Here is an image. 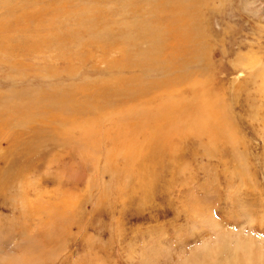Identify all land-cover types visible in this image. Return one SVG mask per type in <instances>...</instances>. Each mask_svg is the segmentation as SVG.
<instances>
[{"label": "rangeland", "instance_id": "rangeland-1", "mask_svg": "<svg viewBox=\"0 0 264 264\" xmlns=\"http://www.w3.org/2000/svg\"><path fill=\"white\" fill-rule=\"evenodd\" d=\"M26 1L25 5L22 0L10 2L15 12L31 11V15L16 13L21 18H11L8 11L1 9L4 0H0V54L20 58L16 66L22 62L19 67L28 94L45 93L58 84L56 91L75 89L69 95L73 94L74 103L81 106L82 111L73 112L79 123L95 119L102 109L115 113L124 105L138 104L142 96L153 92L164 95L168 90L185 89L200 81V87L210 90L212 109L217 114L207 117L214 129L205 132L213 136L214 144L207 141L200 148L198 141L202 137L182 141L183 159L167 165L172 173L156 168L159 178L169 182L151 190L147 202L144 197L132 203L126 201L122 193H116L118 188L113 187L110 174L103 170L102 148L107 144L100 136L121 135L112 122H98L88 131L92 133V142L98 146L105 143L98 158L90 154L87 161L79 163L62 148L59 160L46 170V156L51 150L54 152L53 148H46L43 158L37 157L32 163L24 160L26 174L21 193L16 184L0 190V264H7L4 260L13 256L15 259L8 264H213L215 258L230 256L238 246L251 245L253 250L260 251L264 245V0ZM9 22L11 25L7 26ZM22 24L26 26L23 29ZM137 54H164L166 68L158 72L169 75L173 84L156 79L158 72L148 73L141 68L144 66L135 61ZM183 56H188V66H182ZM172 65L181 66L179 71L172 70L173 77L167 69ZM9 68L8 74L13 72ZM52 70L54 74H49ZM1 72L0 82L6 88L7 73ZM125 85L133 86L124 88ZM164 102H168L167 97L159 103ZM43 104L32 106L30 114L42 120H47L45 114L51 111L63 112L64 116L73 114L69 110L66 113L65 107ZM46 123L48 129H43L44 133L51 136L50 124ZM100 130L106 132L101 135ZM80 133L83 130L77 129L65 141L81 138ZM83 151L86 152L82 148ZM103 186L115 194L107 199ZM67 192L71 193L69 197ZM58 200L67 204L62 206ZM20 202L21 207H16ZM51 206L62 217L55 222L58 230L47 229L44 224L50 218L43 215L42 221L37 214V209L42 208V214Z\"/></svg>", "mask_w": 264, "mask_h": 264}, {"label": "bare ground", "instance_id": "bare-ground-1", "mask_svg": "<svg viewBox=\"0 0 264 264\" xmlns=\"http://www.w3.org/2000/svg\"><path fill=\"white\" fill-rule=\"evenodd\" d=\"M10 1L11 0H4L3 7L1 9H3L4 11H8L11 18H21L16 13L23 14L24 16H30L31 15V13H32L31 11L27 12V14L22 12L21 10L18 12H15L16 8L13 5H11ZM30 1H32V0H30ZM19 2H21V0H16V3H19ZM174 3H176V2L174 1ZM22 4L23 5L27 4V1L22 0ZM54 8H52V9H54ZM52 9L50 11H52ZM37 13H38V11H37ZM44 16H47V15H44ZM37 21H39V19ZM193 21H194V19H193ZM184 22H186V21H184ZM8 25H11V23L9 22L7 24V26ZM24 25L21 26L22 29H23ZM34 25H35V23H34ZM187 25H188V23H187ZM151 27L156 29L153 25ZM166 29H167V27H166ZM168 30H169V27H168ZM174 31H172V32H174ZM175 33H177V32H175ZM190 36H191V34H190ZM171 37H173V36H171ZM176 40H177V37H176ZM163 42L165 43L166 40ZM167 44H169V43H167ZM178 44H180V43H178ZM186 44H188V43H186ZM169 45H171V44H169ZM179 46L180 45H178V47ZM168 47L171 48V46H168ZM163 48H165V46H163ZM195 48H197V47H195ZM198 50L201 51V49H198ZM157 53H159L158 50H157ZM170 53L171 52H169V54ZM194 53H195V51H194ZM170 55H172V54H170ZM174 56H177V55L175 54ZM183 57H184V63L182 64V66L183 67L188 66V56H183ZM22 59H24V58H22ZM27 59H29V57ZM34 59H36V58H34ZM164 59H165L164 54L163 55H160V54H137L135 61H136V63L143 65L144 67H141V68L145 69L149 73V72H158L162 68H166L165 65L167 64V61H165ZM181 59H182V57H180V60ZM206 59H208V58L206 57ZM17 60H20V58L19 59L15 58V56L13 54H0L1 69L5 68L4 72H1V71L0 72H1V75L4 73H7L4 76L6 79H8L6 88L2 87V83L0 82V190L8 187L10 184H16L19 188V191H20L19 193H21V189L23 188V185H22L23 176L25 173V169H23L25 167L23 162L25 160L27 163H32L36 160L37 157L43 158V153H45L43 149L47 148V150H49V148H53V150H54V152H52V150L50 149L51 154L49 155V157H47L48 155L46 156V160H45L46 168L45 169L49 170L59 160V152L62 150V148H66L68 150V153L71 154V156H74L75 159H77L79 161V163H83V161H85V160L87 161V158L90 156V154L92 157L98 158V156L100 154V150H101L100 147L106 143L107 145L103 146V148H102L103 158H104L103 170L105 172H107L108 174H110V179H111V183L113 184V187L116 186L118 188V189H116V187L114 188V189H116V193L118 195L120 193H122V198H124L126 201L129 200L130 203H132L133 201H135L141 197H144V199H145L144 201L147 202V201H150L151 190L153 191L154 188L156 189L158 184H160L162 182H166V183L169 182V181H162V180H166V179H160L159 178V175L157 174L158 171L156 170V168L157 169H164L167 173H172L173 170L168 172L167 165L169 163L171 164L175 161L183 159V158H181L183 153H184L183 149L181 148V145H182L181 142L182 141L184 142V140H192L193 138H196V137H202L201 140H199V141L196 140L199 142L200 148H204L207 145V141L212 142L214 144L213 136L208 134L209 132H212L214 129L213 127H211V125L213 123H211V124L207 123V121L211 120V118L209 119L207 117L208 116H211V117L215 116L216 117L217 112L215 113L216 110L214 111L212 109L213 104H212L211 95L209 94L210 90H207L205 88L200 87L201 84H199L200 81L197 82L198 79L196 80L197 84H195V83L193 84V82H192L191 85H189V86L187 85L188 86L187 87L188 93H187V88H185V89L179 88L178 90H171V91L167 89L168 91L163 92V93H165L164 95H162V92L161 93L157 92L155 94H154V92L152 94L149 93L150 95H148V96H142V101H140V102L138 101L139 102L138 104H136L134 102V105H132L133 103L131 105H128V104L124 105L125 106L124 108H122L121 110H119L115 113H113L111 111H104L102 109V112L100 113V115H99V113H97L99 116H96L97 114L95 115L96 116L95 119L89 118V119L82 120L81 122L78 123V122H76L77 116L73 112H79V110L82 111L80 109L81 106L79 104L74 103L75 100L73 101V99L71 98V96L73 94L69 95L71 93L70 90L74 91L75 89H68V88L63 89V88H61L60 90L56 91L57 86L59 85L58 84V85H52L49 88V90L46 91L45 93L28 94L27 92H29V90H27L26 88L23 87L24 82L22 80L21 70L19 67L20 65H22V62L21 61L18 62L19 65L16 66ZM26 61H28V60H26ZM26 61H24V62H26ZM70 61H72V60H70ZM202 61H203V58H202ZM28 62H30V61H28ZM175 63H176V61H175ZM199 64H201V63H199ZM241 64H242V62H241ZM8 65H10V66H8ZM27 65H29V63ZM35 66H37V65H35ZM252 66H256V65H252ZM9 67H11L13 69V72L10 74H8L9 72L6 71L7 69H10ZM169 67L167 69L169 70L170 74L172 73V70H173V72L179 71L181 68V66L179 67V66H175V65H172L170 68ZM23 69H25V68H23ZM52 71L53 72H49V74H54V70H52ZM161 73H163V72L157 73V74H159V76L156 79L161 80L163 82H165L166 80L168 82L171 81V79L169 78L170 77L169 75H168L169 76L168 77L167 74L162 75ZM252 73H253V71H252ZM125 74H127V73H125ZM46 75H45V77H46ZM75 75H77V74H75ZM139 75H143V73H140ZM139 75H137V79L140 81H143L142 80L143 77H141ZM174 75H176V74H174ZM258 76L260 79H262L260 77V74ZM144 77L146 78L145 75H144ZM172 77H173V75H172ZM175 77H177V76H175ZM175 77L173 79H175ZM113 78H115V77H113ZM59 79L63 80L62 78H59ZM200 79H201V77H200ZM131 80L134 84L137 83L136 79H131ZM204 80H205V78H204ZM119 81H120V79H119ZM173 81H175V80H173ZM105 82H107V81H105ZM110 82H113V79ZM183 82H185V81H183ZM158 83L159 82H157V84ZM207 83L210 84V82H207ZM71 84H73V83H71ZM172 84H173V82H172ZM168 85H170V84H168ZM93 86H95V85H93ZM132 86L133 85H125L123 87L124 88H131ZM71 87H73V86H71ZM77 87H79V86L77 85ZM99 87H101V86H98V88ZM114 87H117V86H114ZM154 87H156V86H154ZM119 88H117V90ZM167 88H170V87L168 86ZM111 89H112L111 91H113V87ZM135 89H137V87ZM212 89H213V87H212ZM114 90H115V88H114ZM128 90L129 89H123L124 92H126ZM214 91H215V89H214ZM133 93L136 94L137 92H133ZM129 95L130 94H128V96ZM141 95H142V92H141ZM261 95H264V94H261ZM76 96H77V94H76ZM166 97L168 98V102L159 103V102L164 101ZM109 100L110 99H108V101ZM216 102H218V101H216ZM140 103H142V104H140ZM35 104L50 105L51 107H55V106H60L62 108L65 107L64 109L67 110L66 113L69 111H72L73 114H66L67 116H64V115H62L63 112L58 114V113H53L51 111V112L46 113L47 115H49L48 117L45 114V117L47 118V120H42L41 117H39L35 114H32V113L30 114L31 107L34 106ZM155 104H157V107ZM214 104H215V101H214ZM93 108H94V106H93ZM215 109H216V107H215ZM217 109H218V107H217ZM85 113H83V114L85 115ZM94 114H95V112H94ZM86 115H88V113ZM46 121L50 124V130L52 133L51 136L48 133L46 135L44 133L43 129H48V125H47ZM104 121L114 123L116 125L115 130L120 131V133H121L120 136H122V137L118 136L119 134L117 132L116 133L118 135H116L115 133H114V135L104 134V132H106V131L101 132V130H102L101 129L100 134L102 135V133H103L104 135H102V137L100 136V139L105 140V143L100 144L101 140L98 138L100 140V142H98V143L101 145V146H98L96 143L91 141L92 133L88 132V131L93 129L91 125L97 126L98 122L101 123V125H102V123ZM106 125H108V124H105V126ZM217 126L218 125H216V127ZM107 128H110V127L108 126ZM107 128L104 130H107ZM225 128H226V126H225ZM77 129L83 130V134H81L82 132L80 133V135H82V136H80L81 138H77V137L70 138L66 142L65 141L66 137L71 136V135H72L71 137H73V134L75 133V131ZM227 130H229V129H227ZM96 131H98V133H99V130H96ZM86 132H88V133H86ZM205 132H208V133L205 134ZM214 133L215 132H213L212 134H214ZM35 134H40L41 137L37 139L35 137ZM233 139H234V137H233ZM235 142L236 141H234V143ZM223 144H224V142H223ZM186 145H189V144L186 143ZM232 146H233V143H232ZM191 147H193V145ZM82 148L86 152L83 151L84 152L83 153ZM218 149H220V147ZM225 149H226V147H225ZM206 151H207V149L205 148V152ZM39 152H41V153H39ZM213 152H215V151H213ZM222 155H221V157H222ZM215 158L216 157L214 156V159ZM217 158H218V156H217ZM222 158H224V157H222ZM226 158H227V156H226ZM214 161H216V160H214ZM241 163H243V162H241ZM150 167H152V169H151L152 171L150 170ZM79 169L80 168H78V170ZM80 171H79V173H82V171L81 172ZM242 171H244V170H242ZM234 172H236V171H234ZM244 174L245 173L243 172V175ZM73 175H74V173H73ZM237 175H239V174H237ZM240 176L241 175H239L238 177H240ZM75 177H76V175H75ZM134 177L138 180L136 181L134 179ZM243 177H245V176H243ZM63 182H65V181H63ZM39 184L40 183L37 182V187L40 186ZM103 187H104V192H105L104 194H106V196H108V197L105 196L107 199L109 198V195L115 194L113 191L107 190L106 186H103ZM184 188H182V189H184ZM6 189L8 190V188H6ZM96 189H97V187H96ZM61 190L63 191V189H61ZM172 191H173V189H172ZM1 193L3 194V192H1ZM57 193H55V194H57ZM176 193H178V192H176ZM65 194L69 197L71 193L67 192ZM63 195H64V193H63ZM56 197H59V196H56ZM63 197H66V196H63ZM63 197H61V198H63ZM47 199L49 200L48 197H47ZM57 199H59V198H57ZM63 199L65 200V202L67 201V198H63ZM85 200H87V199H85ZM58 202L60 204H62V206L67 204V203L62 202L60 200H58ZM69 202L72 204V206L74 208H76V206L74 205V203H72V201L70 199H69ZM137 202H139V201H137ZM107 203L109 204V202H107ZM21 204L22 203L20 202V204L17 205L16 207H21ZM12 205H14V204H12ZM69 208L71 209L70 204H69ZM40 211H42V208L37 209V212H38L37 214L42 219V221H45V219L43 218V215H46L50 218L47 222L45 221V224H44L45 227L47 229L51 228L53 230H58L59 227H57L55 222L57 221V219L62 218L61 216H59V211L56 210L55 208H53L52 206L50 208H48V210L45 213L41 214ZM72 212H73V210H72ZM62 213H64V212H62ZM62 213H61L62 216L67 215V214L63 215ZM20 224H21V222H20ZM64 226H66V225H64ZM250 246L251 245L238 246L234 250L235 252L234 251H232L233 253L229 252V253H232L230 256H227L228 254L222 255L223 253H218L220 256L222 255V258L220 260H217V258H215L214 260H216V261L213 264H257V263L258 264H264V245H262L261 250L258 252L256 250H253L252 247H250ZM36 250H38V249H36ZM227 252L228 251L226 250L225 253H227ZM215 253L216 252H213L212 254L214 255ZM219 255H217V256L219 257ZM14 259H15L14 256L8 257V259L4 260V261H8L7 262V264H8L9 262H13ZM203 260L205 261V259H203ZM191 264H196V262L192 261Z\"/></svg>", "mask_w": 264, "mask_h": 264}]
</instances>
